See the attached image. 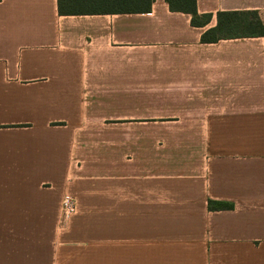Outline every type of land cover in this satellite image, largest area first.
<instances>
[{"label":"crops","instance_id":"1","mask_svg":"<svg viewBox=\"0 0 264 264\" xmlns=\"http://www.w3.org/2000/svg\"><path fill=\"white\" fill-rule=\"evenodd\" d=\"M57 3L0 1V264H264V38L199 41L264 0Z\"/></svg>","mask_w":264,"mask_h":264},{"label":"trees","instance_id":"2","mask_svg":"<svg viewBox=\"0 0 264 264\" xmlns=\"http://www.w3.org/2000/svg\"><path fill=\"white\" fill-rule=\"evenodd\" d=\"M1 1V0H0ZM154 0H58L60 16L148 13ZM171 12L190 16V25L206 27L211 14L199 15L195 0H164ZM215 24L202 32L201 44L216 43L220 40L264 38V25L256 11H220L215 13ZM210 211L231 210L232 206L223 202H207Z\"/></svg>","mask_w":264,"mask_h":264},{"label":"built area","instance_id":"3","mask_svg":"<svg viewBox=\"0 0 264 264\" xmlns=\"http://www.w3.org/2000/svg\"><path fill=\"white\" fill-rule=\"evenodd\" d=\"M60 211L65 219L71 218L76 212V201L70 195H65L61 201Z\"/></svg>","mask_w":264,"mask_h":264}]
</instances>
